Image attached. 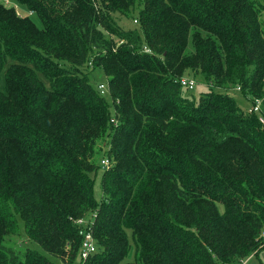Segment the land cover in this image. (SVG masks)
I'll return each mask as SVG.
<instances>
[{
    "label": "trees",
    "instance_id": "1",
    "mask_svg": "<svg viewBox=\"0 0 264 264\" xmlns=\"http://www.w3.org/2000/svg\"><path fill=\"white\" fill-rule=\"evenodd\" d=\"M7 1L24 12L0 1V264H239L264 249V2ZM183 77L204 91L187 96ZM93 215L82 262L75 221ZM20 223L43 253L6 242Z\"/></svg>",
    "mask_w": 264,
    "mask_h": 264
},
{
    "label": "rangeland",
    "instance_id": "2",
    "mask_svg": "<svg viewBox=\"0 0 264 264\" xmlns=\"http://www.w3.org/2000/svg\"><path fill=\"white\" fill-rule=\"evenodd\" d=\"M0 1H3L4 3H7L8 1L7 0H0ZM261 2H264V0H260ZM7 4H12L15 9L17 10V14L19 16H23V12L22 11H19V7H17L15 4L13 3H7ZM29 15V13H28ZM134 15V14H133ZM132 14H130L128 16L127 19H120V25L126 29H129V28H132L133 27V24L134 22H132ZM33 18V21L35 22V24L38 26L39 25V22L36 18L32 17ZM90 75L94 80H91V85H96L95 83L97 82V84H105V80L106 78L103 76L102 72H101V69L100 68H97V69H94L92 71H90ZM196 79H199V78H196ZM194 81H196L194 79ZM200 83V82H199ZM204 91V87L203 86H200V85H197L195 86V89L193 91H191V94H187V96H194L195 98L198 97L199 93ZM230 94L232 96H234L235 100L237 101V103L239 104V106L242 108V109H245L247 110L248 108L251 107L250 104H247L243 101L242 97L240 96V94L235 91V90H232L230 91ZM101 147V145H99V148ZM106 148H103L101 147V150H100V155H102L104 152H106ZM104 155V154H103ZM103 157V156H102ZM101 157V158H102ZM103 165V164H102ZM105 166V165H104ZM102 170H103V167H99L98 171L93 174V179H94V182H93V195H94V198L99 202L101 200V197H102V192H101V174H102ZM19 229L22 231L20 232L19 236L17 235H10L6 238V242L12 246L14 249L16 250H23L25 248H31V249H34V250H37L38 252L40 253H43V251L40 249V247L29 241L28 237H26V234L23 232V225L22 223H20L19 225ZM131 257L129 258L128 261H133L134 259V255H135V249L133 247V242L131 243ZM55 264H59L58 262H56ZM241 264V263H239ZM244 264H264V249H260L259 251H257V253H253L251 256H249L247 259H245V263Z\"/></svg>",
    "mask_w": 264,
    "mask_h": 264
},
{
    "label": "built area",
    "instance_id": "3",
    "mask_svg": "<svg viewBox=\"0 0 264 264\" xmlns=\"http://www.w3.org/2000/svg\"><path fill=\"white\" fill-rule=\"evenodd\" d=\"M180 84L187 90H192L195 87L196 82L191 78L183 77L180 80ZM98 88L101 90L102 93L105 92L106 90L105 86L102 84H100ZM260 104L261 102L257 100L253 105V107L249 109V112H258L260 108ZM259 120L261 123H264V119L262 117H260ZM102 164L107 166L108 162L105 160L102 161ZM93 217L94 215L89 220L79 219L75 221L76 225L80 227L79 234L81 235V243L79 246L78 256L82 262L86 261L89 257L97 253V246L90 231ZM259 237L262 241H264V230L261 231ZM261 246H264V242L263 244H261ZM244 263L245 260L241 261V264Z\"/></svg>",
    "mask_w": 264,
    "mask_h": 264
}]
</instances>
